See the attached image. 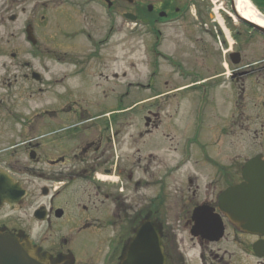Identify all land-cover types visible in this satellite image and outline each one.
I'll return each instance as SVG.
<instances>
[{
  "label": "flooded vegetation",
  "instance_id": "obj_1",
  "mask_svg": "<svg viewBox=\"0 0 264 264\" xmlns=\"http://www.w3.org/2000/svg\"><path fill=\"white\" fill-rule=\"evenodd\" d=\"M109 2L111 6L104 0H0V76L8 78V88L27 81L32 74L29 60H34L38 62L40 84L39 89H0V264H124L141 220L161 222L156 216V188L149 187L164 178L175 184L179 180V187L172 192L174 197L165 203L166 219L172 217L177 226H182L187 237L181 242L198 251L199 264H238L229 260L233 254L228 245L238 244L242 251L252 254L253 244L264 236L233 229L227 224L230 218L218 211L220 193L242 182L241 166L236 165L235 157L229 156L228 163H223L225 158L214 144L215 155H208L210 148L202 151L205 166H199L196 152L189 156L191 159L186 156L187 130L171 125L179 112L178 104L170 110L166 107L163 113L160 98L167 94L158 93L153 81L148 84L153 94L150 107L135 123L122 116L127 109L111 110L103 97L86 91L108 86L100 87L98 81L94 87L84 85L90 62L103 64L112 30L122 31L128 23L138 34L144 31L153 42V53L165 58L157 52L162 30L183 22L194 3ZM47 4L55 5L49 8ZM126 13L132 14V22L125 20ZM102 20L105 26L100 32L98 24ZM199 25L205 26L201 28L212 40L209 50L215 49L217 41L225 44L216 31L209 32L207 22L199 21ZM215 55L220 64V54ZM231 56L234 59L235 55L229 53L224 60H231ZM225 65L228 69L231 64ZM251 65L244 67L249 69ZM248 74L249 70L241 72L236 66L229 74L219 72L200 80L197 88L210 90L213 96V88L223 76L232 84L236 77ZM100 77L101 73L96 75ZM104 77L108 81V76ZM113 77L118 78V74ZM77 78L79 83H71ZM64 82L70 83L57 85ZM54 88L66 89L61 102L53 98ZM184 90L188 89H172L168 95L175 99L173 91ZM189 90L195 93L197 89ZM238 91L239 98L251 93L250 89ZM44 94L48 102L30 106ZM218 97L223 103L219 109L213 107L207 117L208 135L217 137L216 143L227 139L231 147L238 132H250L238 131V126H264L262 107L238 101L232 89ZM157 131L174 143L167 144L165 159L156 153L152 141ZM188 158L193 162L190 169L184 168ZM200 206L203 209L194 214ZM219 217L225 224L221 240L210 242L194 234V221H215ZM173 230L176 227L167 232L163 226L166 263L189 264L183 253L179 256L173 252Z\"/></svg>",
  "mask_w": 264,
  "mask_h": 264
},
{
  "label": "rangeland",
  "instance_id": "obj_2",
  "mask_svg": "<svg viewBox=\"0 0 264 264\" xmlns=\"http://www.w3.org/2000/svg\"><path fill=\"white\" fill-rule=\"evenodd\" d=\"M150 1L154 2L156 0ZM191 3H194V8L192 7L191 13L188 12L187 18L184 19L183 22L168 25L162 30L163 35L162 38H160L161 41L158 51H160L165 58H158L152 53L153 42L149 40L148 34H145L144 31L138 34L139 31L132 29L131 25L127 23L124 25V30L117 32V29H114L112 31L113 35L109 48L103 53L106 54V57H103V64H97L93 61L89 64L91 74L96 78V75L99 76L101 73L102 77L99 79L88 78L84 85L87 87H94L95 82L98 81L100 87L108 86L109 89L90 88L86 89V91L89 93L88 95L97 94L103 97L106 102H109L111 110L127 109L122 116L131 122L143 116V114L140 113L142 108H148L150 106L148 102L152 94L147 85L151 81L155 83L157 90L167 95L168 91L172 89L181 90L182 87L188 89L182 92L173 91L176 95L175 99L172 94L160 98L162 104L161 111L165 113L166 107L170 110L171 107H175V105L178 104L179 112L172 118L171 125H178L179 127L186 128V140L190 143L186 156L189 157L192 153L196 152L194 158L196 161L199 160V166H205L206 164L202 151L207 152L208 148H210L208 155H215L216 152L214 151L213 144L215 148L220 151V148L218 149L219 142L216 143L217 137L212 139V136L208 135L207 120L208 115L213 112V107L219 109V105L223 103L221 97L219 99L218 94L225 93V91L229 92V89H232L235 95H240L239 89H250L251 93H249L248 96L246 94L247 92L243 93L241 95L242 97H238V101L241 100L242 103L249 104L255 108L261 106L264 109V36L250 32L251 28L246 27L244 23L234 18V16L230 14L227 0H205L204 2L198 1L197 3L191 0ZM54 5L55 4H47L49 8ZM199 5L201 6L200 10H198ZM200 17L207 22L208 26L206 27L210 30L209 32H217H215V35H219L221 42H225L224 45H222V43L220 45L217 41L214 43L215 49H208L209 43H212V40H210L209 36H207L201 28L202 26L205 28L204 25L197 26V22L202 21ZM214 25H216L215 28ZM104 26L105 24H103L102 20L101 23L98 24L100 32L103 31ZM218 47L219 49H217ZM229 51L230 53L231 51H238L241 54V59L237 65L231 63L230 60H224ZM215 54H220V64L219 61L216 60L218 56ZM29 63L30 67L38 71L37 61L29 60ZM227 63L231 64L228 69L225 65ZM172 64L176 65V67L173 68L171 66ZM250 64L252 65L249 69L244 67ZM223 65L226 66V68H224ZM236 66L241 72L249 70V74L247 76L243 75L238 78L236 77L235 82H232L230 85L221 83L219 87L216 88L215 86L213 88V96L210 90L206 92L205 89H197L195 93L189 90L195 87L194 84L197 81L209 79L219 72L229 74ZM215 69L217 70L215 71ZM152 72L155 73L154 76H152ZM114 73H118V79L112 77ZM122 74H124L123 78ZM106 75L108 76V81L105 80L104 76ZM79 81L78 78L72 79L71 83L77 84ZM69 83L70 82H64L62 84L66 86L69 85ZM120 86H123V88L121 89ZM37 88H40L39 85L32 81L22 84L21 87V89ZM0 89H7L6 86H3V80L2 82L0 81ZM65 90L66 89L54 88L52 90L53 98L61 102L66 96V94H64ZM118 94L120 95L116 102V96ZM47 96L48 95L45 97V94L42 95V100L31 103L30 106L41 104L44 101L48 102ZM243 97L249 98L244 99ZM181 101L183 102L182 105L180 104ZM143 102L145 105H142ZM47 105L49 106L50 104ZM159 110L160 107L158 111ZM165 115H167V113ZM250 126L251 129L258 132L260 138L264 139V126ZM160 133V131H157L156 137H154L152 141L154 144L156 143L158 146L162 147L167 144V141L160 136ZM251 134L252 133L244 135L238 134L236 141L231 146L235 147V154L237 155L235 158H237L238 165H241L242 162L253 157V155L258 152L264 153V141L256 138L254 134ZM231 147H229L227 143L225 149L227 150ZM124 150L125 152L128 151L127 146H124ZM172 154L176 155L175 153ZM160 156L162 159L166 157L164 154ZM192 165L193 162L188 161L185 163L184 168L190 169ZM166 180L167 179L164 178L163 182L159 183L158 179L157 183L149 187V189L156 188V190H160L159 192L164 195L169 192L167 202H170V198L174 197L172 191L179 187V180H177L176 184L171 180ZM204 183L205 180H201V184L204 185ZM162 189H164L163 192H161ZM145 192H148V188L142 191V195H144ZM179 198L180 196L178 195L177 199ZM161 204H159L158 200L157 209L158 212L164 216L163 218L166 219L165 210L161 209L164 203L163 205ZM163 223L168 229L175 227L177 229L174 231V233H176V254L181 256V253H183L184 257L189 261V264H199L198 251L192 250L185 241H183V243L181 242V238L184 239L187 237V235L182 232V226H177L178 224L173 221L172 217L169 220L167 219L166 222L163 220ZM228 249L233 253L231 261L237 262L238 264H264V260H258L253 256L245 254L240 251L236 245H228Z\"/></svg>",
  "mask_w": 264,
  "mask_h": 264
},
{
  "label": "water",
  "instance_id": "obj_3",
  "mask_svg": "<svg viewBox=\"0 0 264 264\" xmlns=\"http://www.w3.org/2000/svg\"><path fill=\"white\" fill-rule=\"evenodd\" d=\"M127 1L132 2V0H127ZM238 20L247 23L258 32L264 34L263 27L256 25L250 21H247L246 19H238ZM251 167L252 168L264 167V162L260 161L259 159H253L250 163L249 168ZM251 177L252 178L250 179L249 176V180H247V184L241 186V188L246 190V192L252 194L249 196V198L253 199L251 200L252 202L249 203L250 205L257 202L253 206L256 207V209H264V170L258 172H252ZM243 189H241V192H244ZM239 203L243 204L244 201L243 203L241 201ZM240 209L243 208L237 206V211L243 212ZM228 211H230V208L228 209ZM238 222H240L242 229L253 230V231H261L262 229H264L263 215L259 217L253 216L252 219L249 220V222H244V221H238ZM153 227L154 226L150 223L142 224L139 230L137 231L136 238L132 242L129 255L134 253L136 257H139L140 261H138V263L140 264H164V260L162 256L163 255L162 248L159 241V229L158 227H156V229H154ZM258 255H262V253L259 252ZM130 264L133 263L130 262Z\"/></svg>",
  "mask_w": 264,
  "mask_h": 264
},
{
  "label": "bare ground",
  "instance_id": "obj_4",
  "mask_svg": "<svg viewBox=\"0 0 264 264\" xmlns=\"http://www.w3.org/2000/svg\"><path fill=\"white\" fill-rule=\"evenodd\" d=\"M238 19H246L256 25L264 27V16L255 9L249 0H233Z\"/></svg>",
  "mask_w": 264,
  "mask_h": 264
},
{
  "label": "trees",
  "instance_id": "obj_5",
  "mask_svg": "<svg viewBox=\"0 0 264 264\" xmlns=\"http://www.w3.org/2000/svg\"><path fill=\"white\" fill-rule=\"evenodd\" d=\"M257 6L264 11V0H253Z\"/></svg>",
  "mask_w": 264,
  "mask_h": 264
}]
</instances>
